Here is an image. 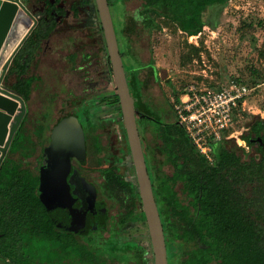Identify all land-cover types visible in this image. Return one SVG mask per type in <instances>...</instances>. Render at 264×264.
Listing matches in <instances>:
<instances>
[{"label": "trees", "instance_id": "16d2710c", "mask_svg": "<svg viewBox=\"0 0 264 264\" xmlns=\"http://www.w3.org/2000/svg\"><path fill=\"white\" fill-rule=\"evenodd\" d=\"M92 2L94 4V0ZM108 2L112 14L111 2ZM227 2L228 0H141L138 10L141 20L136 21L133 26L151 30L158 27L156 18H162L188 36L197 35L206 24H215L212 18ZM115 6L119 8L118 3ZM95 13L97 15V11ZM118 14L116 21L112 14L118 45L128 47L130 36L126 33L123 15L120 11ZM40 26L38 25V29ZM43 31L41 29L39 35L47 36ZM99 33L105 45L101 26ZM30 49L23 64L20 54L15 56L4 79V85L19 94L26 104L31 100L35 85L40 83L37 76L28 72L27 64L33 57L35 47ZM127 51L120 50V54L122 58H128L132 73L130 93L137 101V110L145 114L139 118L143 130H149L154 140L153 146L148 142L144 146V153L147 152L150 157L149 162H146L153 194L166 244H176L177 253L170 262L168 259L169 264H264V119L254 118L249 124L248 132L242 135L248 146L258 143L259 158L243 154L240 148L229 141L217 140L210 144L214 159L210 164L177 120L164 122L154 116L155 111L143 100L146 85L138 78L140 67L129 62L130 55ZM104 52L106 60L99 63L100 68L107 70L112 76L105 46L101 47V53ZM149 73L155 74V68L151 67ZM102 82L107 84L106 79ZM106 93L101 91L94 96L102 103L107 100ZM111 96L110 102L119 104L115 86ZM96 99L80 102L73 116L80 120L88 153L98 157L101 153L108 152L106 148L110 146L102 143L98 132L105 126V121L102 116L93 114L99 110ZM28 113L27 111L0 167V232L4 233V239L14 241L19 238L17 235L24 234L28 238L36 233L37 237L51 240L52 250L57 252L62 249V255L72 262L105 264V256L109 255L123 264H153L150 244L133 246L125 240L119 244L113 238L110 250L105 253L97 247L94 249L77 245L73 237L67 234H64L62 245L58 240L62 237L55 236L54 231H47L49 236H45L44 231L38 230L46 223L43 220L45 206L39 193V170L24 159L34 157L47 141L45 130L49 129L50 117L47 113L42 114L40 122L30 130L27 125ZM118 114L121 116L119 106ZM118 125L121 148L129 155L123 123ZM129 162L132 168V162ZM162 163L169 166V173L161 170ZM100 171L104 178V194L118 202L119 211L115 216H110L105 201L100 198L98 230L115 232L138 221L146 228L149 242L138 187L133 180V168L125 172L119 170L117 163ZM179 184L180 190L176 188ZM136 231L137 229L130 235L131 240L142 238Z\"/></svg>", "mask_w": 264, "mask_h": 264}, {"label": "rangeland", "instance_id": "374dc122", "mask_svg": "<svg viewBox=\"0 0 264 264\" xmlns=\"http://www.w3.org/2000/svg\"><path fill=\"white\" fill-rule=\"evenodd\" d=\"M110 2L115 21L120 11L124 17L126 33L130 36L128 47L119 46L120 50L127 49L130 55L129 62L140 67L138 78L140 81L144 79L146 85L143 100L155 111L154 116L164 122L177 120L178 111L183 110L187 105L183 102L187 100V94H200L205 90L217 92L222 88L231 89L232 83H235L240 88H244V95L234 109L232 124L221 134L219 140L229 141L240 148L243 154L250 155L253 150L251 147L249 149L242 135L248 132L249 124L254 118L264 119V0H228L212 18L215 24H206L200 33L192 36L186 35L171 22L162 18H156L158 27H153L151 30L139 26L134 28V23L141 20L138 14L141 0H110ZM117 3L119 8L121 7L120 10L115 6ZM77 35L80 54L76 62L81 69L72 70L70 65L64 62V69L60 65L58 66L60 70L57 71H39L44 83L33 90L31 100L26 104L29 112L27 125L28 129H34L45 113L49 115L51 125L56 118V112L60 111L58 109L64 99L67 85L69 93L79 97L77 103L66 108L70 112L76 111V107L86 99V96L106 90L107 100L101 103L97 99L99 110L94 111L93 114L100 115L104 119L105 126L98 132L102 143L110 147L106 148L108 152L105 151L98 157L88 153L87 168L90 171L85 173L97 186L99 198L105 201L109 215L113 217L119 211V204L115 199L105 196L104 178L100 170L117 163L119 170L125 172H129L127 170L133 167L131 168L129 162L130 155H126L121 148L118 124L122 122V117L118 114L119 104L111 103L109 99L114 91L112 76L108 72L105 87L103 80H94V61L81 65L79 58L82 52L95 48L88 44L85 31H77ZM66 51L71 52L72 49ZM124 61L129 85L132 82V73L128 58ZM151 67L155 68L156 73L145 80L149 76L146 72ZM62 74L64 81L68 83L65 87L60 76ZM146 132L147 142L153 146V135L149 130ZM158 158L162 161L161 156ZM24 161H29L35 166L34 157ZM147 161L149 162L148 158ZM127 164L130 166L128 167ZM161 170L170 172L169 166L165 163H162ZM178 193L183 196L180 191ZM135 229L142 237L137 238L139 241L130 239ZM145 230L140 222L135 221L112 233L109 231L96 233L93 235L94 246L99 251L107 252L110 246L106 241L112 242L113 238H116L119 244L125 240L133 246L149 245L150 240L148 242ZM167 247L170 262L177 253L176 244L168 243ZM115 264L123 263L115 261Z\"/></svg>", "mask_w": 264, "mask_h": 264}, {"label": "flooded vegetation", "instance_id": "af4514ba", "mask_svg": "<svg viewBox=\"0 0 264 264\" xmlns=\"http://www.w3.org/2000/svg\"><path fill=\"white\" fill-rule=\"evenodd\" d=\"M31 2L33 9L36 11L39 17L40 22L38 25H42L44 30L43 32L47 34L45 38V44L47 46L45 48V52L53 63L49 64L50 69H47L49 71H57L60 70L58 68L60 65L64 69V62L70 65L72 70L81 69V66L77 65L76 62L77 57L80 54L77 44V31H85L88 44L93 46L95 49L82 52L79 58L80 63L82 65L94 61V80H105L108 75V71L102 70L99 63L101 61L104 63L106 60L105 52L101 53V47L105 46L106 48V45H104L101 40L99 33L100 24H98L99 18L95 13L96 9L92 0H32ZM54 40L56 41L54 42ZM75 47H77V49ZM69 48L72 49L71 52L66 51ZM32 58V60L35 61L34 57ZM122 59L125 68V59ZM34 65L38 73L39 71H42L40 69L41 64L39 60L37 63L35 61ZM44 71H46V69H44ZM63 74L60 76L62 77L61 80L65 87V85L68 83L64 81L65 79ZM146 74L149 76L146 77L145 80L151 75L149 70L146 72ZM38 75H40L39 77L41 84L44 83V78L40 73ZM141 82L145 86L144 79ZM106 86L107 84L105 87ZM94 95L95 94L92 93L91 95L86 96L84 101L96 99V96ZM78 98L76 95L69 93L67 85V88L64 90V99H62L61 106L58 109L60 111L56 112L55 120L51 125H49V129L45 130L47 141L41 146V148L38 149V152L34 156L35 167L39 170V193L45 206L43 220L46 222L45 225H42L43 228L39 227L38 230L41 232L44 231L45 236H49L47 231H54L55 236L62 237L61 239H58L62 245L64 244V234H67L73 237V241L77 245L81 244L95 249L93 235L96 233L102 234V231L98 230L100 226L98 221L100 198L98 195L97 186L87 176V173H85L86 171H90V169L87 168L88 149L85 145V141L84 158L81 160L76 157H71L70 165L72 166L73 170L77 172L78 175L83 179V181L94 187L95 199L92 206L90 205L91 202L87 199V197L90 195V192H87L83 184L81 185L77 179L73 180V176L71 177L68 173L64 176L63 172L60 177L54 179V169L57 164V160L52 154V150L54 148L51 149L53 144V128L58 122L74 115V112L76 111L70 112L66 110V108H69L70 106H73L75 103H77ZM143 116H145V114H141L140 118ZM76 119L80 123L79 118ZM153 120L156 119L153 118ZM137 123L143 150H145L144 146L147 142V132L143 130L139 118L137 119ZM250 147L251 146H249V149ZM257 148L258 143L254 142L253 146L251 147L253 151L251 152L250 156H258L259 158L260 154ZM145 157L146 161L147 158L148 160L150 159L147 152ZM213 162L214 159L212 157L211 160H209V163L212 164ZM128 164L127 166L129 167L130 165ZM43 166H46V171L43 170L41 175V169ZM40 177H42V179ZM41 180L43 181V184H41ZM240 186L242 187V185ZM176 188L180 190L181 185L179 184V186H176ZM240 191L242 190L240 189ZM110 233L112 232L110 231ZM17 236L19 238L11 241L9 239H4V233L0 232V264H84L72 262L68 257H64V255H62V249L57 251L59 253L54 252L51 247V240H49L47 237L46 239H42L37 237L38 235L36 233L32 234V236L28 238H25L24 234ZM106 242H109L110 247L112 246L111 241L107 240ZM105 259V264H115L113 257L108 255L105 256Z\"/></svg>", "mask_w": 264, "mask_h": 264}, {"label": "water", "instance_id": "95a60500", "mask_svg": "<svg viewBox=\"0 0 264 264\" xmlns=\"http://www.w3.org/2000/svg\"><path fill=\"white\" fill-rule=\"evenodd\" d=\"M32 0H0V167L7 157L14 137L27 114L24 99L4 85L5 76L15 56L29 35L37 28L39 18L33 9ZM111 64L112 80L116 89L125 130L129 155L134 170V179L140 196L147 232L153 254V264H169L166 238L160 213L153 194L137 119V101L132 97L108 0H94ZM260 140V138H258ZM54 148V149H53ZM53 157L57 160L54 179L68 173L86 188L91 206L95 189L88 185L70 165L71 157L83 159L85 155L84 132L79 121L70 116L58 122L53 128ZM45 163V159H44ZM43 163V165H44ZM46 166L41 169V175ZM42 179V177H40ZM65 178V177H64ZM41 184L43 181L41 180Z\"/></svg>", "mask_w": 264, "mask_h": 264}, {"label": "built area", "instance_id": "2783aa9c", "mask_svg": "<svg viewBox=\"0 0 264 264\" xmlns=\"http://www.w3.org/2000/svg\"><path fill=\"white\" fill-rule=\"evenodd\" d=\"M244 88L232 83L231 89L222 88L214 92L205 90L200 94H187L183 110L178 111L180 123L195 147L212 158L211 141H217L233 122L234 109L241 102Z\"/></svg>", "mask_w": 264, "mask_h": 264}, {"label": "crops", "instance_id": "0c3cea01", "mask_svg": "<svg viewBox=\"0 0 264 264\" xmlns=\"http://www.w3.org/2000/svg\"><path fill=\"white\" fill-rule=\"evenodd\" d=\"M37 17H38V15H37ZM39 18V17H38ZM38 29V26H37V28H35L34 30H33V32L29 35V37L27 38V40H26V42L23 44V46L21 47V49L19 50V52H18V54H20V57H22L23 59H22V64L25 62V59H27L28 58V52L30 53V51L29 50H31L30 48H33V47H35V52H34V55H33V57H34V59H35V61H36V63L38 62V60H39V62H40V64H41V70H44V69H46V70H48V69H50V65L49 64H53L52 62H51V60L48 58V56H47V53L45 52V48L47 47L46 46V44H45V38H46V36L45 37H42V36H40L39 35V33H40V31H41V29L43 30V27H42V25L39 27V29ZM60 37V36H59ZM29 43H28V42ZM56 40H54V42H55ZM31 45V46H30ZM33 58H31V60H32ZM29 61V63L27 64V68H28V72L30 73V74H32V75H35V76H37L38 77V79H39V81H40V75H38L39 73H38V71L36 70V67H35V65H34V62L35 61ZM52 67V66H51ZM48 68V69H47ZM43 77V76H42ZM12 80H14V77H12ZM38 86H41V82L40 83H38L37 85H35V87H34V89H36ZM33 89V90H34ZM33 92V91H32Z\"/></svg>", "mask_w": 264, "mask_h": 264}]
</instances>
